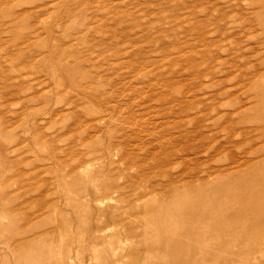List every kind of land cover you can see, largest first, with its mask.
I'll return each instance as SVG.
<instances>
[{
  "label": "rangeland",
  "instance_id": "rangeland-1",
  "mask_svg": "<svg viewBox=\"0 0 264 264\" xmlns=\"http://www.w3.org/2000/svg\"><path fill=\"white\" fill-rule=\"evenodd\" d=\"M260 169L264 0H0V264H264L186 219Z\"/></svg>",
  "mask_w": 264,
  "mask_h": 264
},
{
  "label": "bare ground",
  "instance_id": "bare-ground-1",
  "mask_svg": "<svg viewBox=\"0 0 264 264\" xmlns=\"http://www.w3.org/2000/svg\"><path fill=\"white\" fill-rule=\"evenodd\" d=\"M262 165H263V163H262ZM262 174H264V169H263V171L260 169L259 171L255 172V174H252V175L262 176ZM222 176L223 175L219 174L218 177L210 180V182L208 184L211 183L213 185V187L208 188V186H210V185H207L204 183L205 185L204 184H202V185H204L205 188H201V186H200V189H201V190L199 189L200 191L193 192L196 194H194V196L192 195L191 199L193 200V198H195L196 200H194L192 202H188V205L186 206V219L188 217H191V219L193 218V220H191L192 225L190 226V228L187 229L188 230L187 233L189 231H193V232H195V234L198 237L202 236V237L206 238L207 235H209L212 232V233L216 234L217 237L222 235L221 236L222 238L229 239L228 238L229 237L228 236V230H230L231 228H234V227L236 228V226H239V227L245 226L246 227V224L250 221L251 218H253L254 221H256V222L264 223V213H262L263 209L261 211L260 206L256 205L255 207H257L258 209L253 211V205L254 204H252V203H254V200L258 201V198L260 196L264 197V186L262 188H259L255 185L250 186V185H245V184L240 183L239 185L235 184V185H232V187H226L228 185L227 184L228 182L225 179V177H222ZM246 194H247V196H245ZM245 197H247V198H245ZM248 200L251 201V204L246 205ZM230 202H232V203L228 204ZM245 205H246V207H245ZM260 212H261V214H260ZM244 213H245V215H243ZM241 215H243V216H241ZM224 216L235 217L234 222L232 225L230 224V227H229V224H227V225L222 224V222H221L222 220L219 223L215 224L214 222H209L210 218H208V219L206 218V217H217V219H218V217L221 218ZM210 221H212V220H210ZM213 224H215V225H213ZM247 228H252V227L247 226ZM175 229H176V227H175ZM175 229H174V231H175ZM149 230H150V228H149ZM153 231H151V233ZM151 233H149V234H151ZM257 234L258 233H255L253 236H256ZM182 235L185 238L186 237V231H183ZM202 237H201V240H202ZM164 247H165V245H164ZM206 248H207V246H206ZM165 250H168L167 254L170 256H174L177 253L183 255V259H180V260H174V259L171 260L170 259L168 264H191V262H192V260H191V262L188 260L189 263H186V240H182V241L178 242V244L177 243L176 244H170L169 246L166 247ZM223 252H224V250H221V251L218 250L215 254L217 257H219L220 255L224 254ZM210 262H208V263H210Z\"/></svg>",
  "mask_w": 264,
  "mask_h": 264
}]
</instances>
